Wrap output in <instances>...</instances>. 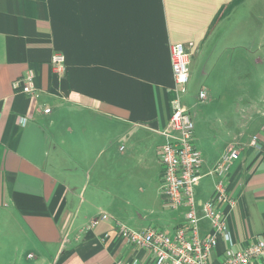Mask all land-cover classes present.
Masks as SVG:
<instances>
[{
  "label": "crops",
  "instance_id": "0c3cea01",
  "mask_svg": "<svg viewBox=\"0 0 264 264\" xmlns=\"http://www.w3.org/2000/svg\"><path fill=\"white\" fill-rule=\"evenodd\" d=\"M233 1L0 0V264H144L150 254L116 223L164 229L171 216L172 231L183 221L165 201L159 161L176 43L192 52L182 101L204 157L196 199L214 197L209 171L235 145L227 224L236 249L264 239V95L243 96L250 48L245 35L224 34L235 15L246 32L249 0L222 14ZM55 52L65 56L63 75L52 69ZM28 69L37 96L14 89ZM226 246L219 239L212 264Z\"/></svg>",
  "mask_w": 264,
  "mask_h": 264
},
{
  "label": "built area",
  "instance_id": "2783aa9c",
  "mask_svg": "<svg viewBox=\"0 0 264 264\" xmlns=\"http://www.w3.org/2000/svg\"><path fill=\"white\" fill-rule=\"evenodd\" d=\"M191 54L184 43L171 47L176 95L171 100L167 126L161 131L165 141L159 152L162 193L170 208L182 212L183 221L172 231L155 226L137 230L121 222H117L116 226L127 243L150 254V259L144 264H212L211 256L221 238L227 246L218 264H254L264 258V239L252 242L246 249H236L227 224V212L223 209L224 205L227 209H233L236 205V200L228 192L227 180L232 165L240 157L238 147L229 145L209 171L215 179L214 197L201 205L196 199L195 188L205 175L204 157L195 144V126L190 111L182 101L190 80ZM52 69L57 74H64L65 56L62 52L53 54ZM13 86L21 93L37 96L35 71L28 69L23 77L14 81ZM199 96L205 99L206 92L201 91ZM50 111V108H45L46 113ZM252 145L261 148L257 136L252 138ZM109 217L106 213L100 216L101 219ZM98 220L95 219L92 225L97 224ZM203 221L209 224L206 234L202 233ZM120 264L140 263L121 261Z\"/></svg>",
  "mask_w": 264,
  "mask_h": 264
},
{
  "label": "rangeland",
  "instance_id": "374dc122",
  "mask_svg": "<svg viewBox=\"0 0 264 264\" xmlns=\"http://www.w3.org/2000/svg\"><path fill=\"white\" fill-rule=\"evenodd\" d=\"M255 2V0H249L246 5V32H241L240 17L239 15H235L228 20L226 24L228 25L227 33L224 34L226 37L230 36V38L233 39H239L241 36L245 35V39L248 42L250 53L248 52L247 79L249 82L247 85L248 92L243 93V96L246 98L248 97V100H256L261 95H264V9L263 11L257 9ZM259 4L264 6V0H259ZM232 54H234V51ZM258 58L263 60V62L258 64ZM236 94L239 93H232L231 99L235 98ZM167 218L168 220L161 222L162 225L158 223L164 228V230H168L171 225V216H168ZM165 222L166 225H164Z\"/></svg>",
  "mask_w": 264,
  "mask_h": 264
},
{
  "label": "trees",
  "instance_id": "16d2710c",
  "mask_svg": "<svg viewBox=\"0 0 264 264\" xmlns=\"http://www.w3.org/2000/svg\"><path fill=\"white\" fill-rule=\"evenodd\" d=\"M242 0H234L230 5L223 8L222 14H227L235 6V4L241 2Z\"/></svg>",
  "mask_w": 264,
  "mask_h": 264
}]
</instances>
